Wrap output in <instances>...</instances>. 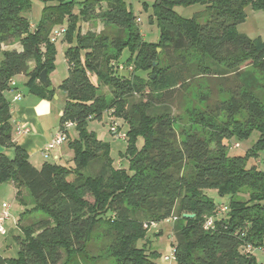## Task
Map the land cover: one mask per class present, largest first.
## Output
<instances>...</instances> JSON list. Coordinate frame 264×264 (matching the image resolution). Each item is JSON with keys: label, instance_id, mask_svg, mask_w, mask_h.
<instances>
[{"label": "trees", "instance_id": "1", "mask_svg": "<svg viewBox=\"0 0 264 264\" xmlns=\"http://www.w3.org/2000/svg\"><path fill=\"white\" fill-rule=\"evenodd\" d=\"M33 1L0 0V51L14 41L22 47L3 51L0 62V184L13 183L24 208L18 254L0 255V264H93L89 248L96 233L115 264H158L159 253L139 242L152 225L171 218L177 264H258L252 251L264 240V172L248 169L247 160L264 151V40L239 33L238 25L247 7L264 11V0H150L157 43L145 41L125 0H85L78 14L76 0H36L44 7L34 28L27 17ZM103 4L106 10L98 13ZM193 4L205 11L193 18L175 11ZM95 19L109 29L84 33L82 23ZM57 25H67L64 40L75 42L65 52L69 73L60 123H74L77 138L68 139L73 166L46 162L37 168L13 140L5 93L24 75L32 94L53 98L40 75L54 69L50 35ZM146 71L147 79L137 74ZM192 87L205 106L204 128L178 131L172 105ZM109 111L128 126V169L113 165L109 144L87 126ZM253 131L260 136L247 156H229V141ZM244 187L250 189L246 201L237 196ZM207 190L230 197L225 212ZM220 213L225 216L218 219Z\"/></svg>", "mask_w": 264, "mask_h": 264}, {"label": "rangeland", "instance_id": "2", "mask_svg": "<svg viewBox=\"0 0 264 264\" xmlns=\"http://www.w3.org/2000/svg\"><path fill=\"white\" fill-rule=\"evenodd\" d=\"M85 0H76L77 6L74 10V13L78 14L80 10L81 3ZM129 10L133 13V15L140 19L137 24L139 25V29L141 31L142 36L144 37L146 42L149 43H157L160 40V29L156 20L151 22V16L153 14L152 10V2L150 0H125ZM144 3H147L148 6L145 8ZM43 4L38 1H33L32 10L27 14L33 24V28L35 24H37L42 15ZM106 10V5H100L97 8V12L100 13ZM175 11L183 18H193L194 16L201 14L205 11V6L202 4H193L189 6H181L176 7ZM246 17L243 22L238 25V32L248 36L251 39L261 38L264 40V11L262 10H254L251 7H247L245 10ZM205 19L201 18V22ZM61 27H65L67 29V25H57L54 30L59 29ZM109 29L108 26L102 19L90 20L82 23V30L84 33L88 31L94 32H103ZM51 33V34H52ZM51 36V35H50ZM55 45V63L54 69L50 71L48 75V79L50 81L51 86L54 88V96L52 99H43L32 94L28 87L24 85L25 77L17 76V80L19 82L20 90L22 91L24 97H31V99H36L37 107L39 109L40 115L45 119V126L47 129H53L55 133L60 130L61 126V116L62 111L66 105L67 94L63 89L64 81L68 76V64L65 60V52L72 46L75 45V42L69 43L65 41L64 38L59 39L54 43ZM21 44L19 41H14L12 43H7L4 45L2 51H0V62L3 59L2 52L5 50H21ZM130 54L128 51H124L122 56V61L126 62L129 58ZM123 74L129 75L128 72H122ZM140 77L147 79L150 75V71L146 72H138ZM102 93L106 94L107 102H110L112 98L111 94L107 87L102 88ZM196 87H192L188 93L184 96L178 97L176 101L172 105V115L174 119V127L178 131H182L188 128H197L203 129L204 125L201 120L200 115L204 113L205 106L199 100V94ZM7 98L10 94H6ZM8 101L10 102L9 98ZM112 111L109 113H105L102 121H91L89 122L88 128L94 131L98 137V139L109 144L110 149V157L113 160V165L118 168H129V161L126 157L128 153V142L126 140V136L128 133V126L124 124L123 120L115 119L111 116ZM117 125V131L112 132L111 128L114 125ZM69 135L71 140L77 138V132L74 128H71L69 131ZM259 131H253L248 138H237L234 137L228 143V154L229 156H241L246 157L250 149L255 145L257 140L259 139ZM239 145L236 147V145ZM64 151L63 159L61 161H56L50 158V156L42 155L43 162L54 163L57 162L61 165H69L73 166V151H69L68 142L64 143ZM140 149L143 146V139L138 140L137 144ZM43 166V163H40L39 168ZM253 166H257L259 170L264 172V151H260L257 157H249L247 160V168H251ZM9 184H0V207L2 208L3 203H7L11 205L10 209V220L5 224L3 233H0V255L6 258H14L17 256L19 251V244L17 242V237L22 236V232L20 230V226L18 225V218L23 212L21 204L15 198L14 195H11V189L8 186ZM205 194L212 198L214 202L218 205L225 206L229 203L230 197H221L215 190H207ZM250 194V189L244 187L239 190L238 198L240 200L246 201ZM24 199L28 204H31L32 199L28 195V193L24 192ZM226 207V206H225ZM225 216L224 214H218V219ZM174 226L175 221L174 218L167 219L160 223L154 224L150 227L149 232L145 240L139 242L140 247H144L148 252L156 251L159 253V257L157 260L158 264H177V261L174 257L173 253V245L176 243L175 235H174ZM103 242L98 233L93 235L92 242L90 246V254L89 258H94L91 260L93 264H115V261L107 254H105V250L103 247ZM261 249H254L252 251L253 256L256 259L258 264H264V240L263 246ZM97 259V263H95Z\"/></svg>", "mask_w": 264, "mask_h": 264}, {"label": "crops", "instance_id": "3", "mask_svg": "<svg viewBox=\"0 0 264 264\" xmlns=\"http://www.w3.org/2000/svg\"><path fill=\"white\" fill-rule=\"evenodd\" d=\"M24 76V75H21ZM25 77V76H24ZM15 85L11 87V90L5 93H8L11 106V115H12V127H13V140L21 146L27 154L29 155L30 162L37 168H39L40 163L46 164L43 162V150L48 145L51 140L56 136L53 129H47L44 122L45 119L40 115L39 109L37 107L36 99H31V97L23 98L24 95L19 87V82L17 78H14ZM27 77H25L24 85H26ZM17 95H21L20 100H14ZM7 97V96H6ZM7 98V99H8ZM27 128L29 130L28 135L19 134L21 129ZM64 146H61L51 152L50 158L53 160L61 161L63 159ZM71 152L72 150L69 149ZM8 158L12 159L15 156L14 149H8L5 151ZM54 162V163H57ZM59 164V163H57ZM9 184L11 189V195H14L16 198V189L13 183H1ZM4 204V203H3ZM22 207V206H21ZM24 208L22 207L21 210ZM2 208L0 207V213ZM19 220V218H18ZM17 220V222H18Z\"/></svg>", "mask_w": 264, "mask_h": 264}, {"label": "built area", "instance_id": "4", "mask_svg": "<svg viewBox=\"0 0 264 264\" xmlns=\"http://www.w3.org/2000/svg\"><path fill=\"white\" fill-rule=\"evenodd\" d=\"M140 19L137 20V22H139ZM66 28L65 27H61L59 29L54 30V33L51 34V41L53 43L57 42L59 39L64 38L66 35ZM120 70H124L125 67L124 66H120L119 67ZM132 67L128 68L127 70L132 71ZM15 83H12V86H14ZM21 99V95H17L16 98H14V100H20ZM74 123L72 122H66L64 123L62 126H60V130L58 131V133L56 134V136L51 140V142L46 145V147L43 150V155H46L47 157L50 156L51 152L54 151L55 149L61 147L64 143L68 142L69 139V131L71 128H74ZM117 125L115 124L114 126H112V130L111 131H117ZM19 134L22 135H28L29 134V130L27 128L21 129L19 131ZM239 145L237 144L236 147H238ZM10 209H11V205L4 203L2 204V211L0 213V233H3L5 231L4 226L5 224L10 220ZM227 209L226 207H221L220 211L221 212H225ZM174 220H176V218H174ZM213 225V221L212 219H207L206 221V228L210 227ZM174 253V252H173Z\"/></svg>", "mask_w": 264, "mask_h": 264}, {"label": "water", "instance_id": "5", "mask_svg": "<svg viewBox=\"0 0 264 264\" xmlns=\"http://www.w3.org/2000/svg\"><path fill=\"white\" fill-rule=\"evenodd\" d=\"M158 52L160 53L161 49H158ZM40 82L44 85V87L47 88L48 92L54 91V88L50 85V81L48 79V73L46 70H44L42 74L40 75ZM3 152H4V149L0 147V153H3ZM185 217L192 218L194 217V215H185Z\"/></svg>", "mask_w": 264, "mask_h": 264}]
</instances>
